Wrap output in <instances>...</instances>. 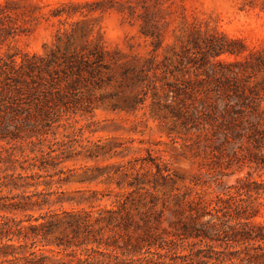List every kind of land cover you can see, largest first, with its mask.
<instances>
[{"label": "rangeland", "instance_id": "374dc122", "mask_svg": "<svg viewBox=\"0 0 264 264\" xmlns=\"http://www.w3.org/2000/svg\"><path fill=\"white\" fill-rule=\"evenodd\" d=\"M97 1L0 0V8L5 11L0 12V60L15 53L47 56L52 49L57 57L75 51L82 54L97 45L116 56L108 60L110 68L102 69L95 79L83 80L72 87L68 86L70 77L62 70L54 78L48 74L45 79L36 78V83L30 82L31 88L22 85L24 94H20L14 79L0 74V114L12 106L18 109L12 116L0 117V136H8V141L0 142V154L2 146L14 145L21 159L22 150L31 156L44 150L60 155L61 160L69 158L51 170L54 176L40 172L45 176L39 181L51 185L37 189H16L13 184L35 182L25 177L38 169L26 172L18 167L15 173L0 171V198L10 203L24 191H64L63 207L71 208L67 198L81 199L90 195L91 190H100L112 192L113 195L99 202L110 205L120 191L117 180L123 179L116 170L120 166L139 169L141 161L137 160L151 151L170 166L176 181L175 189L171 184L166 189L158 187L157 191L158 209L164 203L167 206L163 227L170 231L180 203L175 194L180 199L183 194L195 197L198 193L215 199L249 171L248 167L241 170L238 165L230 166L227 157L230 147L219 150V141L208 131V126L195 121V107L202 109L201 101L195 98L204 97V91L212 89L214 83L191 90L192 99L178 95L176 89L184 88L186 80L207 78V71L220 68L219 59H244L229 53L211 57L207 51L211 39L225 37L237 41L239 44L234 46H245L246 55L264 47V0H104L100 6L107 9L91 11L98 8ZM61 11L62 15H53ZM205 55L209 60H204ZM150 60L153 62L146 65L149 74L137 78L133 67H141ZM59 90L66 91L68 103L58 105V99L50 98L49 115L40 113L36 104H42L47 96L56 97ZM175 112H181L182 116ZM5 155L3 152L2 156ZM0 166L5 167L3 163ZM60 169L65 172L55 174ZM148 175L153 178L152 172ZM255 177L259 178L257 174ZM59 208V204L53 207ZM10 215L25 216L20 212ZM259 220L264 221V205ZM177 244L188 246L182 241ZM217 249L222 248L217 246ZM44 251L67 260L73 258L65 252L59 253L57 248L54 252L49 247ZM101 251L115 258V252L104 247ZM177 251L182 253V247ZM188 252L189 247L184 253ZM87 254L111 259L110 255L92 249L87 252L85 247H80L77 253L82 258ZM145 255L158 258L156 254ZM169 258L166 257L168 262Z\"/></svg>", "mask_w": 264, "mask_h": 264}, {"label": "trees", "instance_id": "16d2710c", "mask_svg": "<svg viewBox=\"0 0 264 264\" xmlns=\"http://www.w3.org/2000/svg\"><path fill=\"white\" fill-rule=\"evenodd\" d=\"M103 2L97 1L98 8L91 11L107 9L101 8ZM3 10L0 8L1 13L5 12ZM211 40L207 45L211 57L219 58L229 53L244 59H219V69H212L211 73L207 71L205 79L195 82L186 80V86L177 85L176 92L192 99L191 90L214 83L212 89L204 91V97L199 99L196 96L202 109L195 107V121L208 126V131L219 141V150L230 147L228 164L238 165L241 170L248 167L247 175L238 178L235 185L229 186L215 199H207L199 193L195 197L183 194L180 199V195L175 194L180 203L176 219L170 223V231L163 227L167 206L164 203L158 209L160 197L157 191L158 187L166 189L171 184L175 189L176 181L170 166L153 156L151 151L137 160L141 161L139 169L120 166L116 170L115 173L123 179L117 180L120 191L116 192L110 205L99 202L113 195L112 192L100 190H91L90 195L81 199L67 198L71 208L63 207L66 201L62 196L64 191H24L10 203L2 202L0 198V264H264V221L259 220L264 205V47L253 49L246 55L245 46H234L239 44L237 41L225 37ZM19 55L21 53L9 54L8 59H1L0 74L13 78L20 94H24L22 85L31 88L30 82L36 83V78L45 79L46 74L54 78L62 70L71 79L69 87L83 80H93L102 69L110 68L109 59H116L102 45L86 53L75 51L62 57H57L53 49L47 56L25 53L19 60ZM208 58L204 56L205 61ZM149 62L153 61L133 67L137 78L149 74L146 66ZM50 98L58 99V105L68 103L66 91L59 90L56 97L47 96L42 104H36L38 111L46 116L50 112ZM17 110L16 106H12L9 111L3 110L0 117L5 119ZM175 113L182 116L181 112ZM7 138L1 134L0 142L8 141ZM2 148L0 165L3 163L5 167L0 166V171L12 170L15 173L18 167L26 172L38 169L35 174L25 177L26 180L29 177L35 179V182L20 184L16 181L13 184L16 189L51 185L39 181L45 176L40 172L54 176L51 170L69 159L61 160L63 157L60 155L44 150L34 156L22 150L21 159L14 145ZM3 152H6L5 156H2ZM99 155L91 154L92 157ZM64 172L60 169L55 174ZM149 172H152L153 178L149 177ZM56 193L60 195L53 199ZM58 204L61 208L53 209ZM83 204L88 207H76ZM13 212L24 213L25 216L18 218L10 215ZM33 212L40 213L35 215ZM178 241L186 242L188 246H179ZM89 245L94 247L88 248ZM217 246L222 249L218 250ZM47 247L51 252L57 248L59 253L65 252L73 258L67 260L47 254L44 251ZM80 247H85L87 252L92 249L102 255H110L101 251L104 247L116 255L114 259L112 255L108 256L110 260L90 254L82 258L77 255ZM178 247H182V253L177 251ZM188 247L189 252L184 253ZM162 250L166 253L162 254ZM145 254H156L158 258H148ZM121 256L129 257L123 259ZM168 256L169 262L166 260Z\"/></svg>", "mask_w": 264, "mask_h": 264}]
</instances>
